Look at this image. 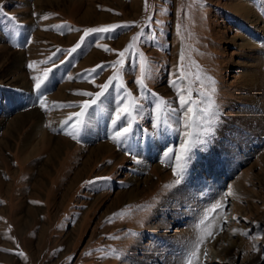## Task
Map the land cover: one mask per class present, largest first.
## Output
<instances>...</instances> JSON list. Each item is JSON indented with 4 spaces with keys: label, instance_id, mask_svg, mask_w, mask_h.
Listing matches in <instances>:
<instances>
[{
    "label": "rangeland",
    "instance_id": "obj_1",
    "mask_svg": "<svg viewBox=\"0 0 264 264\" xmlns=\"http://www.w3.org/2000/svg\"><path fill=\"white\" fill-rule=\"evenodd\" d=\"M35 2L0 0L4 14L0 15L1 40L9 34L6 18H15L17 38L24 33L20 44L7 47L22 51L21 68L29 89L9 75L12 60L5 58L9 49L2 47L3 41L0 82L16 86V101L10 107L22 102L26 110L38 108L48 133L67 138L72 145L59 160L49 163L47 171L44 164L50 150L32 155V145L24 146L31 124L15 135L0 129V264H187L189 259L192 264H264V0H250L254 17L240 8L242 0H52L43 7ZM112 24L122 27L110 35L90 34L72 57H66L64 50L79 41L83 29ZM126 24L129 27H123ZM69 26L81 31L69 30ZM137 34L135 55L143 53L150 64L147 86L164 97L170 108H179L171 81L176 80L185 94L190 88L193 99L211 87L207 77L215 81L220 112L215 133L205 150L194 149L182 182L170 188L165 186L175 176L163 153L178 146L180 136L168 129L152 136L137 131L155 132L151 98L140 100L142 118L133 125L136 134L126 145L111 139L118 99L111 88L99 106L89 109L83 127L74 133L76 139L67 134L75 118L63 123L71 113L80 111L84 100L92 99L77 93L99 91L97 85L114 72L109 62L117 60L118 52ZM97 45L115 51L105 52ZM53 52V60L64 58L66 62L49 74L43 92L46 111L39 106L32 77L41 76L51 66V61H41ZM182 52L187 78L183 83L178 79ZM32 62L36 63L30 69ZM130 64L125 61L123 79L132 94L140 97L134 82L139 69L133 70ZM97 65L103 67L80 78ZM64 84L63 97H57ZM0 104L3 117L2 106L9 105ZM69 104L73 106H65ZM172 127L177 125L172 123ZM101 142L112 147L103 158L91 154ZM101 177L110 179L97 180ZM211 182L218 186L209 188ZM138 185L144 191L130 201L128 192ZM187 185L198 208L192 217L186 202L176 195ZM212 192H221V197L210 196ZM220 212L214 236L198 243L187 230L188 223L201 232ZM120 213L123 215H117ZM195 243L198 252L191 249ZM228 244L230 254L223 253Z\"/></svg>",
    "mask_w": 264,
    "mask_h": 264
},
{
    "label": "snow or ice",
    "instance_id": "obj_2",
    "mask_svg": "<svg viewBox=\"0 0 264 264\" xmlns=\"http://www.w3.org/2000/svg\"><path fill=\"white\" fill-rule=\"evenodd\" d=\"M147 3V0H146ZM2 10V9H0ZM15 19V18H13ZM47 19V17H45ZM122 27V25L112 24L97 28H85L83 29V34L80 36L79 41L71 48L64 50L66 57H72L73 53L77 52L81 46L85 43V38L90 34H103L110 35L117 28ZM123 27H129V25H123ZM178 30H179V26ZM69 30L81 31L80 29ZM143 32V29L141 30ZM140 39V34L134 36L131 42L122 50L118 52L117 60L109 62L108 67L114 69L113 74L107 79L103 84L97 85L100 89L97 92L91 91H80L77 94L84 97H91L92 99H86L82 102L80 111L71 113L67 119L63 121L65 125L75 118V123L71 125L72 131L67 132L68 135L76 139L74 133L79 132L80 128L84 125V117L93 106H99L102 101L101 98L105 97V94L109 92V89L117 92L118 99L116 101V107L113 112V117L111 120L112 127L114 129L111 139L114 143L126 145L129 139L133 138L136 134L133 128L134 124L138 123V119L142 118L143 105L140 103L141 99L148 100L151 98L152 115L151 120L152 129L155 130L154 133H149L147 129L137 130L142 132L144 135L152 136L158 134L161 129H168L179 133L180 143L178 146L168 147L163 153L164 157L170 162L168 166L172 168L175 180L172 184L166 185V188L173 187L182 182L185 174L187 173L194 156V149L200 148L205 150L212 135L215 133V127L219 122V106L215 101V81L211 77H207L209 85L211 87L206 91L199 92L198 99H193L191 89L187 90L185 94L184 89L177 87V81H171L174 88L177 89V95L179 98V108L172 109L169 106L168 101L159 96L157 93H153L147 86L146 80L150 75V64L147 59L143 56V53L135 55L136 43ZM98 47H103L105 52H113L114 49L108 48L106 45ZM61 51L57 49V52ZM128 54V55H126ZM56 56V52H53L47 60L41 61V63L48 64L51 61V66L46 67L43 70L41 76H34V90L38 95L39 106L47 111V105L45 101L47 97L43 95V92L47 88L46 82L49 81V74L53 73L55 68L64 64L66 61L64 58L59 59L57 62L53 60ZM185 57L183 52L180 54V65L178 66L179 77L178 79L183 83L187 78L184 74V61ZM131 61L130 66L135 70L137 67L139 69V75L135 78V84L138 86L140 91V97L134 96L132 92L127 88V85L123 79L122 69L124 68L125 61ZM36 62L28 64V68H33ZM103 67L102 65H97L96 68L91 70H85V73L80 74V78L84 79L88 76H92L96 73L97 68ZM71 79V77H69ZM196 79L200 80V76L197 74ZM92 83L95 82V77H93ZM201 87H204L203 81H201ZM66 107H72L73 105H65ZM182 110V111H181ZM175 123L177 127L173 128L172 123ZM130 156H133L131 151L128 152ZM133 159L135 157L133 156ZM139 163V160H136ZM108 177L97 178V180H109ZM96 181H87L86 184H94ZM216 208L222 207V205H216ZM123 215V213L117 214ZM221 230L223 228L221 227ZM235 231V230H234ZM200 243H203L209 237H213L214 233L211 228L201 229ZM247 235V233H242ZM199 248L197 247V252ZM23 255V253H20ZM207 256V252L204 253ZM195 259H199L197 253H193ZM187 264H192V260L189 259Z\"/></svg>",
    "mask_w": 264,
    "mask_h": 264
},
{
    "label": "bare ground",
    "instance_id": "obj_3",
    "mask_svg": "<svg viewBox=\"0 0 264 264\" xmlns=\"http://www.w3.org/2000/svg\"><path fill=\"white\" fill-rule=\"evenodd\" d=\"M33 1V0H32ZM60 1V0H55ZM52 2V0H36L35 3H37L40 7H43L46 4H50ZM250 0H242V3H240L239 6H241V9H244L246 12H248V15L251 16H255L254 13V9L252 8V6L250 5ZM28 6V4L26 3L25 6ZM4 38V36L2 34H0V41H2L1 39ZM70 39V38H68ZM65 40V39H64ZM8 45L3 44L2 47L3 48H8ZM7 54L5 55L6 60H12V65H11V70H13V72L9 75H12V79L16 82H18L19 84H21L20 86H22V88H24L25 90L29 89V81L26 77L25 72H23L22 70V64H23V60H24V56L22 51H12V50H6ZM258 51V50H257ZM260 51V50H259ZM2 59V58H1ZM4 59V58H3ZM1 61V60H0ZM262 67H264V60L262 62ZM262 69V68H261ZM263 74V72H262ZM259 77V76H258ZM262 78H264V74L262 75ZM263 79H261L262 81ZM248 81H251V79H249ZM255 81V80H254ZM256 82V81H255ZM258 82V81H257ZM256 84V83H255ZM263 87H264V82L262 83ZM264 89V88H263ZM65 93V84L64 86L59 88V93L57 97H63V92ZM56 96V94H55ZM22 102L20 104H17L14 107H6V106H2L3 110H4V116L0 117V129H4L6 130L5 132L7 134L10 135H15L18 131H22L24 129V127H26V125H30L28 134L25 136L24 138V146H31L32 145V149H31V153L32 155L34 154H38L39 152L42 151H47L50 150V154L48 155L47 159H46V163L44 164L45 166V170L49 171V163H54L55 160H59V158L62 155L63 150L66 147H69L70 145H72L67 138H63V137H58V138H54V136H52L51 134L48 133V130L44 127V120H43V112L41 113L40 110L38 108H28L27 110L24 109L22 107ZM24 109V110H23ZM46 122V121H45ZM4 127V128H3ZM16 132V133H15ZM56 139V140H55ZM254 144L253 142L248 144L251 145ZM7 145V144H6ZM28 146V147H29ZM258 147V146H257ZM26 149V148H25ZM112 150V147L109 145V143L107 142H101L98 145H96L95 147H93L91 149V154H95L97 156L100 157H104L108 152H110ZM145 165V164H144ZM134 179V178H133ZM147 179V178H146ZM145 181V180H144ZM148 181V180H146ZM218 182H221L222 180H217ZM216 181V182H217ZM146 183V182H145ZM149 183V181H148ZM147 183V184H148ZM151 183V182H150ZM209 184V183H208ZM212 185H210V187L208 185H206V187L208 188H215L218 185H214L213 182H211ZM143 185V184H142ZM186 186V185H185ZM192 186V185H191ZM195 186V185H194ZM193 188V187H192ZM208 188V189H209ZM187 189H189L188 185L186 188H183L181 191L177 192V196H179V199H183L186 202V208H188V214H196L195 210L198 209L195 206V198H194V193L193 190H190L187 193ZM217 190V189H216ZM144 191V188H142L140 185L135 186L134 188H132L129 192H128V199L130 201L135 200L136 198L139 197V195ZM204 192V191H203ZM210 192V191H209ZM199 193V192H198ZM219 194V195H218ZM217 196L221 197V192L218 193H210V196ZM209 197V195H208ZM178 198V197H177ZM188 201V202H187ZM180 202V201H179ZM205 202V201H204ZM200 200L197 202V206L200 204ZM194 204V205H193ZM207 207V206H206ZM181 211V210H180ZM197 211V210H196ZM192 214V215H193ZM179 216H181V214H179ZM221 212L218 213L209 223H207V225L205 226L206 229L211 228L212 230H216L217 229V224L219 223L220 219H221ZM193 219V218H192ZM198 219V218H197ZM185 224V223H184ZM198 225V224H197ZM180 230V229H179ZM187 230L192 234H194V238L196 240V238L199 239L198 243L200 242V236H201V232L199 229L195 228L194 224H189L188 223V228ZM183 231V230H182ZM178 233V232H177ZM176 233V234H177ZM189 233V234H190ZM191 235V234H190ZM181 236V235H180ZM193 237V236H192ZM220 238V237H219ZM216 241V240H215ZM218 241V239H217ZM195 242V241H194ZM193 242V243H194ZM183 243V242H182ZM188 243V242H187ZM195 243V246L193 248H191L192 250L197 248V244ZM233 243V242H232ZM203 244V243H202ZM189 245V244H188ZM193 245H191L190 247H192ZM228 247H226L223 251V253L228 252V254H230V248L231 245H227ZM222 253V252H221ZM202 256V255H201ZM201 259V258H200Z\"/></svg>",
    "mask_w": 264,
    "mask_h": 264
},
{
    "label": "crops",
    "instance_id": "obj_4",
    "mask_svg": "<svg viewBox=\"0 0 264 264\" xmlns=\"http://www.w3.org/2000/svg\"><path fill=\"white\" fill-rule=\"evenodd\" d=\"M7 35V34H6ZM7 39L5 41H3L2 43H6L8 40L11 39L10 37V34H8L7 36ZM1 42V41H0ZM16 43L14 39H12L11 42L7 43V45L13 49L11 47L12 44ZM17 44V43H16ZM16 86L15 85H12V84H9L6 82V83H2L0 82V100L3 101V103H5L6 105H9V107L11 106L10 104L13 102V101H16V96H15V92H16ZM18 90V89H17ZM15 91V92H14ZM6 100V101H5ZM0 101V102H1ZM8 101V102H7ZM1 105V104H0ZM13 106V105H12ZM0 109H1V106H0Z\"/></svg>",
    "mask_w": 264,
    "mask_h": 264
}]
</instances>
